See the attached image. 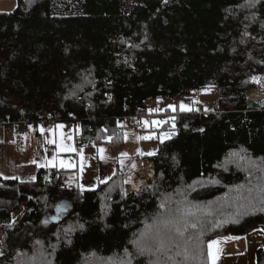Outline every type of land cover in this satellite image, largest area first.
<instances>
[{
    "label": "trees",
    "instance_id": "trees-1",
    "mask_svg": "<svg viewBox=\"0 0 264 264\" xmlns=\"http://www.w3.org/2000/svg\"><path fill=\"white\" fill-rule=\"evenodd\" d=\"M255 75L264 76V0H17L0 12V123L71 122L79 149L108 144L117 155L133 118L153 115L151 98L192 101L147 158L155 178L139 193L124 192L119 171L94 190L64 170L0 177V264H112L125 250L132 264H210L212 239L264 224V109H248ZM195 95L217 103L195 110ZM62 200L72 207L55 223Z\"/></svg>",
    "mask_w": 264,
    "mask_h": 264
},
{
    "label": "crops",
    "instance_id": "crops-1",
    "mask_svg": "<svg viewBox=\"0 0 264 264\" xmlns=\"http://www.w3.org/2000/svg\"><path fill=\"white\" fill-rule=\"evenodd\" d=\"M14 3L17 7V0H0V12L13 11L16 7L13 10L3 7ZM156 113L135 121L136 128L127 132L124 145L117 155L108 144L99 147L84 146L79 149L77 147L79 133L76 125L71 122L53 123L44 129L43 134L41 131L37 134L20 133L14 123L2 122L0 177L7 180L32 181L38 169L64 170L77 177V184L81 190H94L99 184L109 181L116 171L123 174L134 160L140 157L147 159L156 153L143 155V143L158 141L160 144L174 137L177 110L163 106ZM144 121L148 123L145 124ZM152 121L164 123L153 124ZM58 125L64 127L59 128ZM165 132L160 140V136ZM101 149L104 151L101 152ZM33 151L36 153L34 157L31 156ZM124 153L127 155H123ZM213 241L218 243L213 244L210 249L209 244ZM209 244L210 264H256L257 251L264 249V224L253 226L244 235L214 238Z\"/></svg>",
    "mask_w": 264,
    "mask_h": 264
},
{
    "label": "built area",
    "instance_id": "built-area-1",
    "mask_svg": "<svg viewBox=\"0 0 264 264\" xmlns=\"http://www.w3.org/2000/svg\"><path fill=\"white\" fill-rule=\"evenodd\" d=\"M262 77L258 76L254 79V82L257 86V89L255 90V92L250 96V101H254L252 99L253 96H258L261 95L260 94V88L261 86H264V80ZM109 98H111V94L107 95ZM264 98V95H262ZM199 96L195 95L194 99H193V108L196 109L198 108V100H199ZM264 101L261 100L259 101L258 99H256L254 102L257 103L258 105V109L257 110H261V104ZM51 119V118H50ZM136 121H139L140 117L135 116L133 118ZM52 120V119H51ZM49 119H45V120H39V121H22V122H12L14 123L19 132L20 133H32V134H37L41 131V128L46 129L49 125L53 124L54 122L51 121ZM2 124V123H0ZM35 152H31V156H35ZM135 165V167L133 168L132 166ZM124 180H123V184H124V190L126 192V194H130V193H139L143 186L148 182L151 181L155 178V162L151 161L149 159L146 158H139L134 160L133 164L131 166H129L128 168H126V170L124 171ZM127 181V182H126ZM135 181H137V183L139 184L138 187H135ZM3 246V243H0V248Z\"/></svg>",
    "mask_w": 264,
    "mask_h": 264
},
{
    "label": "rangeland",
    "instance_id": "rangeland-1",
    "mask_svg": "<svg viewBox=\"0 0 264 264\" xmlns=\"http://www.w3.org/2000/svg\"><path fill=\"white\" fill-rule=\"evenodd\" d=\"M15 7H16V4L14 3V5L6 6V7H3V8H6L7 10H13ZM258 76L262 77L263 80H264V76L255 75L252 78V82L254 84H255L254 79L256 77H258ZM255 86H256V84H255ZM256 89H257V86L252 91L249 92V101H250V96L255 92ZM260 90H261L260 91L261 96L264 95V86H261ZM178 102L179 103L176 106L177 101L175 99L172 100L169 97L151 98L149 100V102H148V109L150 110V112L152 114H154V113L157 114L156 113L157 110L163 108V106H164V108L168 107V108L175 109V110H177V112L178 111H182L181 108H180L181 104L185 105L189 109H192V101L191 100L180 99ZM199 103L201 104V106L200 107L198 106V108H196L195 110L210 109L212 107V105H215L217 103V98L213 97L212 95H203L201 100L200 101L198 100V105H199ZM69 124H71V123H69ZM75 127L77 128V132L80 134V130H81L80 126L79 127L75 126ZM129 130H132V128H129L128 131ZM165 134H166V132L163 135L160 136V140H162V137ZM105 148L108 149L107 145H105ZM158 149H159V142L158 141L157 142H146V143H143V153L142 154L145 155V154H149L151 152H157ZM66 183H75V182H74V180L72 178H68V180L66 179ZM124 192H125V190H124ZM24 195H26L25 191H24ZM65 207H67V205H65Z\"/></svg>",
    "mask_w": 264,
    "mask_h": 264
},
{
    "label": "snow or ice",
    "instance_id": "snow-or-ice-1",
    "mask_svg": "<svg viewBox=\"0 0 264 264\" xmlns=\"http://www.w3.org/2000/svg\"><path fill=\"white\" fill-rule=\"evenodd\" d=\"M256 2H257V0H249V4L251 6H255V3ZM165 3H167V0H165ZM180 108H181V110H191V109L187 108L183 104L180 105ZM173 110H175V109H173ZM144 123L147 124L148 122L147 121H144ZM152 123L153 124H160V123H164V121H152ZM57 127L63 128L64 126L63 125H58ZM44 131L45 130L43 128H41V134H43ZM146 138L147 137H141V139H146ZM109 139H111V138H109ZM100 151L103 152L104 149H101ZM151 154L152 153H149V155H151ZM123 155L126 156L127 154L124 153ZM132 167L134 168L135 165H133ZM259 197H260L261 204H264V187H261L259 189ZM261 210H264V209H261ZM58 211H59V209H58ZM159 223H163V224L167 225L169 222L165 220V221H160ZM192 227H195V225H192ZM177 231H179V229H177ZM216 243H218V241H213L211 244H209V248L211 249L212 245L213 244H216ZM159 245L160 246L157 249L158 252L159 251H162L164 249V242H163V240H161L159 242ZM125 251H126V258H122V259H120L118 261H112V264H132V256H131V254H128L127 253V250H125ZM137 252H138V255H140V256H145V255L151 256L153 254L151 248L145 247L143 245H138ZM0 255H2V253H0ZM210 255H211V252H210ZM149 264H159V260H157V261H149Z\"/></svg>",
    "mask_w": 264,
    "mask_h": 264
},
{
    "label": "water",
    "instance_id": "water-1",
    "mask_svg": "<svg viewBox=\"0 0 264 264\" xmlns=\"http://www.w3.org/2000/svg\"><path fill=\"white\" fill-rule=\"evenodd\" d=\"M258 108L259 107H258L257 103H255L254 101L248 102V109L257 110ZM261 109H264V101L261 104ZM65 205H67V207H65ZM71 207L72 206L66 200L60 201L57 204L55 214L52 217V221L55 223H59L64 218V216L68 213V211ZM58 209H59V211H58Z\"/></svg>",
    "mask_w": 264,
    "mask_h": 264
},
{
    "label": "bare ground",
    "instance_id": "bare-ground-1",
    "mask_svg": "<svg viewBox=\"0 0 264 264\" xmlns=\"http://www.w3.org/2000/svg\"><path fill=\"white\" fill-rule=\"evenodd\" d=\"M252 99L255 101L256 99H258L259 101H261V100H263L264 98H263V96H261V95H258V96H253L252 97ZM139 186V184L137 183V181H135V187H138Z\"/></svg>",
    "mask_w": 264,
    "mask_h": 264
}]
</instances>
